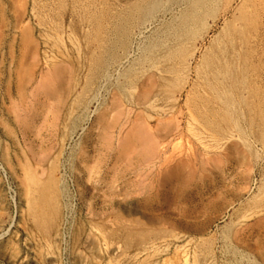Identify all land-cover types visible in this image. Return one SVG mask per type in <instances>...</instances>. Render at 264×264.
I'll return each instance as SVG.
<instances>
[{"label":"rangeland","instance_id":"obj_1","mask_svg":"<svg viewBox=\"0 0 264 264\" xmlns=\"http://www.w3.org/2000/svg\"><path fill=\"white\" fill-rule=\"evenodd\" d=\"M215 56L224 92L196 81ZM180 163L182 197L148 199ZM172 233L184 240L142 252ZM188 241L199 263L264 264V0H0V264H179Z\"/></svg>","mask_w":264,"mask_h":264},{"label":"bare ground","instance_id":"obj_2","mask_svg":"<svg viewBox=\"0 0 264 264\" xmlns=\"http://www.w3.org/2000/svg\"><path fill=\"white\" fill-rule=\"evenodd\" d=\"M205 1V0H204ZM204 3V2H203ZM168 10V9H167ZM169 11V10H168ZM175 11V10H174ZM153 12V11H152ZM148 14V13H147ZM161 15V14H160ZM194 15L195 13H192V16L190 19H185L183 21L184 25H190V23L192 22V20L194 19ZM152 16V15H151ZM157 19V18H156ZM165 20V19H164ZM141 23V22H140ZM155 26V22L153 20H144L142 21V23L137 27L136 32L133 36L132 39V43L136 45V49L139 50V42L141 41V38L144 37L149 31H151L153 29V27ZM18 28L23 29V26H19ZM27 31L26 29H24V38L26 39L27 37ZM97 41V40H96ZM48 48L50 49H56L58 48L57 45L55 44V41L51 40V39H46L44 42ZM154 49V48H153ZM144 51V50H143ZM220 51L222 53H225V50L220 49ZM63 52V51H62ZM137 52H125L124 54L121 55V57L113 62L107 69L106 73H107V79H111V78H115L113 76L117 75L118 73H120V71L129 66L130 64L132 65V63L134 62V57L136 55ZM55 55V54H54ZM68 56V55H67ZM146 56V55H145ZM144 56V57H145ZM61 58H59L60 60H58V58H49L48 62L51 65V71L50 74L47 76V79L50 77H55L56 79H58L59 84L61 85L63 83V78H65V74L67 71V67L65 65V57L63 55V53L60 56ZM215 61L212 60H207L206 62H203L202 66L198 69V71H196V81L197 84L200 87L206 86L207 84V79L211 78V82L216 84L217 90L220 92H224V83L223 81L220 79V76L225 77L227 75V72L229 71V64L228 62L222 64L221 60H219V56H215ZM217 60V62H216ZM72 64V63H71ZM224 65V66H223ZM74 66V65H73ZM228 66V67H227ZM23 65L21 66V69L23 70ZM77 68V67H76ZM151 69L154 71L155 75H162L163 71L159 68L158 65H156V63H152L151 65ZM78 70V69H77ZM104 74V73H103ZM106 76V75H105ZM74 77V76H73ZM102 78V77H101ZM120 78V77H119ZM122 78V77H121ZM128 78V77H127ZM66 79V78H65ZM51 80V79H50ZM98 81V80H97ZM115 82V81H114ZM109 84V83H106ZM124 84V83H123ZM46 88L50 86V84L48 82H46L45 84ZM64 85V84H63ZM72 85V84H71ZM74 85V84H73ZM103 86V85H102ZM155 86V82L153 79L150 80V83L146 84L142 90H141V94H140V99L142 100L143 103L146 104V106L150 109H154L156 108V103H157V98L153 95V89ZM63 88V86H62ZM204 88V87H203ZM49 89V88H48ZM73 90V89H72ZM62 94V93H61ZM223 95V94H221ZM226 105V103H225ZM230 105H227V107H229ZM231 108H233V106L231 105ZM166 131V129H165ZM214 135L206 130H203L202 132V136L201 138H213ZM228 138H224L225 141H228ZM247 146V145H246ZM183 162V161H182ZM189 164L188 163H180L177 166H175L174 168H172L171 170H169L167 172V174L165 175L164 179L161 182V186L154 190V187H144V189H142V191H145V193H151V195L148 197V199H151L152 202L156 201V200H161L163 203L170 205L172 204L174 201H176L177 199H179V197H182V195L184 194L185 188L187 185L192 183L193 180V176L192 174H189L188 176H183V171L186 168H189ZM198 171V170H197ZM196 173V172H195ZM183 185H182V184ZM174 184H181V189H177V192L174 193L172 191ZM175 191V190H174ZM174 193V194H173ZM247 199H243L241 201V204L243 205L244 203H246ZM214 208H216V205H213ZM32 208V207H31ZM170 215V214H169ZM177 224L182 225L181 222H177ZM199 230V228H197ZM35 236V235H34ZM85 236V235H84ZM97 236V235H96ZM35 238V237H34ZM38 238V237H37ZM83 238V237H82ZM36 239V238H35ZM80 239V238H79ZM99 239V238H98ZM103 239V238H102ZM184 240V235L180 234V233H172L169 236H162V237H158L155 239H151L149 241H147L143 247L141 248L142 252L145 253H152L154 256L166 251L173 243L176 242H180ZM33 241V239H32ZM187 241V240H186ZM36 242V241H35ZM41 242V240H40ZM89 242V241H88ZM34 243V242H33ZM191 241H188L185 245L179 246L177 248V259L179 260V264H209V261L203 262V263H199L196 260H190L188 258V253H189V246H190ZM99 244V243H98ZM175 245V244H174ZM38 248V247H37ZM45 248V247H44ZM97 248V247H96ZM95 249V248H94ZM93 249V250H94ZM101 250V249H100ZM192 250V249H191ZM108 251V250H107ZM195 251V250H194ZM45 253V252H44ZM92 253V252H91ZM94 253V252H93ZM172 253V252H171ZM174 254V253H173ZM50 256V255H49ZM52 256V255H51ZM137 256V255H136ZM164 256V255H163ZM193 255L191 254V257ZM47 257V256H46ZM138 257V256H137ZM142 258V257H141ZM144 258V257H143ZM162 258V257H161ZM197 258V257H196ZM160 259V258H159ZM176 259V258H175ZM43 260V259H42ZM110 261V260H109ZM117 261V260H116ZM142 261V260H141ZM83 263V262H81ZM170 263V262H169ZM120 264V263H119ZM162 264V263H161Z\"/></svg>","mask_w":264,"mask_h":264}]
</instances>
